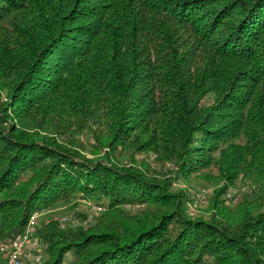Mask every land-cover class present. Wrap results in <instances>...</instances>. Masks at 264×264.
Masks as SVG:
<instances>
[{"label":"trees","instance_id":"16d2710c","mask_svg":"<svg viewBox=\"0 0 264 264\" xmlns=\"http://www.w3.org/2000/svg\"><path fill=\"white\" fill-rule=\"evenodd\" d=\"M212 165L192 215L173 181ZM76 192L95 223L27 264H264V0H0L2 241Z\"/></svg>","mask_w":264,"mask_h":264},{"label":"rangeland","instance_id":"374dc122","mask_svg":"<svg viewBox=\"0 0 264 264\" xmlns=\"http://www.w3.org/2000/svg\"><path fill=\"white\" fill-rule=\"evenodd\" d=\"M81 140L83 143L82 151L90 153V151L92 150V142L94 141L93 135L90 132H88L84 135H81ZM120 152L117 150V156L123 159L126 163L131 164V159H129V155L126 154L125 152L122 154ZM141 157L142 155L139 156V160H141ZM143 158H146L152 165L156 166V169L158 170L167 171L168 169L173 167V165H171L170 163H166L164 165L157 163L153 155H143ZM206 172L215 173L216 167L212 165L210 166V168H203L199 172H194L191 174L188 180L178 179L173 181L172 189L178 191L184 190V192L190 193L189 198L187 199L186 205L184 207L186 212H190L192 215H204V216L208 215L207 207L209 206L210 203V197H212V195L214 194L213 193L214 190L221 185V183H218L213 179L205 177L203 174ZM246 186L247 184L244 181L238 179L235 186L231 187V189H233L234 192L236 190L247 189ZM210 194L211 196H208ZM231 194L232 192L227 193L228 196H231ZM236 199L237 196L234 198V200ZM230 203H232V205L234 204L231 201ZM95 204L96 203L93 202V199L83 196L81 192H76L71 197L70 201L66 204L49 205L41 210L36 211L35 213L37 214V217L34 228L36 236L39 237L40 239V236H38L39 234L37 230V225H39L42 220H45L47 222L49 219L52 218L61 219L65 214H68L66 212L67 210L71 212L69 214L71 216V218H69L70 219L69 222L71 225L81 224L84 225L85 227H89L93 225L95 223V217L89 218V215L90 212H93V205ZM132 209L134 210L135 208L132 207ZM1 241L2 238L0 237V242ZM44 247L45 244L41 242V250H43ZM71 257H72L71 252L67 253L66 258L70 259ZM22 259L23 261L21 264L36 262V260H33L28 256H25ZM37 262H41V261H37ZM0 264H3V258L1 255H0Z\"/></svg>","mask_w":264,"mask_h":264},{"label":"built area","instance_id":"2783aa9c","mask_svg":"<svg viewBox=\"0 0 264 264\" xmlns=\"http://www.w3.org/2000/svg\"><path fill=\"white\" fill-rule=\"evenodd\" d=\"M102 209L103 206L100 204L93 205V212H90L89 218L98 215ZM36 217L37 214L34 212L23 231L16 234L10 240L0 242V253L6 258L4 264H20L22 258L25 256L33 258L36 261L41 260V242L39 237L34 233ZM69 218L71 216L65 214L61 219L66 223V221L70 220Z\"/></svg>","mask_w":264,"mask_h":264}]
</instances>
